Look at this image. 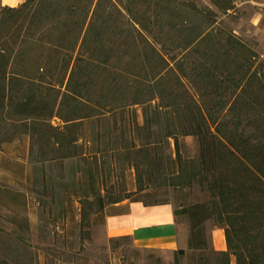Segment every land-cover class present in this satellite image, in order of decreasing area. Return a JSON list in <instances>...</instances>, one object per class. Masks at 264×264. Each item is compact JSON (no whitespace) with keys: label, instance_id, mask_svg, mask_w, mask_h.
<instances>
[{"label":"trees","instance_id":"obj_1","mask_svg":"<svg viewBox=\"0 0 264 264\" xmlns=\"http://www.w3.org/2000/svg\"><path fill=\"white\" fill-rule=\"evenodd\" d=\"M207 1L214 9L181 0L0 7V151L26 139L46 206L66 215L78 197L82 227L153 187L198 188L202 201L174 209L190 222L188 249L207 250L212 221L228 251L212 250L207 264H264V59L223 22L236 0ZM191 137L199 155L187 160ZM144 196L131 203L167 204Z\"/></svg>","mask_w":264,"mask_h":264},{"label":"rangeland","instance_id":"obj_2","mask_svg":"<svg viewBox=\"0 0 264 264\" xmlns=\"http://www.w3.org/2000/svg\"><path fill=\"white\" fill-rule=\"evenodd\" d=\"M191 1L200 8H212L207 0ZM237 9L229 18L222 17L225 26L253 46L261 55L260 34L253 20L257 12L264 10V0H236ZM214 9V8H212ZM58 122L55 121L54 124ZM183 141V156L187 160L198 158L199 150L194 137ZM29 142L9 144L0 151V264H174L173 254H162L134 249L131 240H108L104 234V218L114 210L108 207L104 213L93 217L89 227H82L81 204L78 197H72L65 215L59 209L50 210L45 202L50 198L44 193L41 181L34 177L35 170L28 156ZM170 153L175 154L174 148ZM124 181L128 192L135 193L137 181L133 170L125 173ZM112 182L121 183L119 178ZM157 185V183H156ZM144 198L146 202H159L179 211L183 204L204 199L203 194L193 191L151 188L148 194L133 197ZM176 222L181 240L180 250L186 254L180 264H207L211 251V230L216 227L212 221L204 226L207 250H189L191 225L180 215ZM175 255V254H174ZM202 255V256H201ZM199 257L204 261L201 262Z\"/></svg>","mask_w":264,"mask_h":264},{"label":"crops","instance_id":"obj_3","mask_svg":"<svg viewBox=\"0 0 264 264\" xmlns=\"http://www.w3.org/2000/svg\"><path fill=\"white\" fill-rule=\"evenodd\" d=\"M25 0H0V7L16 8ZM260 34L259 44L264 49V10L251 20ZM264 59V51L262 54ZM104 220V234L108 240L129 238L136 250L174 254L180 251L181 240L174 208L170 205L145 207L141 203L123 202ZM211 248L216 253L227 252L224 229L214 227ZM231 264H236L232 257Z\"/></svg>","mask_w":264,"mask_h":264}]
</instances>
